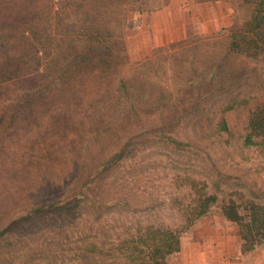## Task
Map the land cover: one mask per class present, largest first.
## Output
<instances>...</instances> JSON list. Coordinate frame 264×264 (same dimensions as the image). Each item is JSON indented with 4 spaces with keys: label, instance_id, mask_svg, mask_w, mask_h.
<instances>
[{
    "label": "rangeland",
    "instance_id": "374dc122",
    "mask_svg": "<svg viewBox=\"0 0 264 264\" xmlns=\"http://www.w3.org/2000/svg\"><path fill=\"white\" fill-rule=\"evenodd\" d=\"M258 1L0 0L9 38L0 58V230L62 202L37 236L15 233L14 258L82 264L80 246L97 235L103 264H121L110 257L119 241L150 224L180 227L197 196L214 195L167 264H264V240L242 253L238 224L222 214L228 202L245 217L264 205V139L244 142L264 101L263 56L227 49ZM86 34L101 48L97 64L80 54ZM76 57L87 63L73 66ZM99 186L100 223L90 214L56 219Z\"/></svg>",
    "mask_w": 264,
    "mask_h": 264
},
{
    "label": "trees",
    "instance_id": "16d2710c",
    "mask_svg": "<svg viewBox=\"0 0 264 264\" xmlns=\"http://www.w3.org/2000/svg\"><path fill=\"white\" fill-rule=\"evenodd\" d=\"M93 34L95 28H92ZM97 35V33L95 34ZM84 47L81 48L80 54L83 57H88L89 61L94 60L101 53V48H94L91 45L90 39H94V35H84ZM8 42L9 38L0 30V58L8 55ZM227 49L230 52L245 54L252 58L262 57L264 62V0H259L255 5L250 19H248L243 26L234 31L231 30L230 41L227 44ZM73 66H84L87 63L85 59H78L76 57L72 61ZM93 64H97L94 62ZM127 89V84L123 78L118 79L117 91ZM221 126L224 130L227 129L226 122L223 119ZM262 136L264 139V101L259 103L253 110H251L248 122L247 133L244 138V142L247 145L255 144L254 138ZM264 141V140H263ZM122 160L120 154L109 160V164L119 162ZM105 169H108L106 167ZM99 183L102 184L108 175L99 174ZM99 194L94 196L93 200L83 199L78 204L77 209L72 213L66 212L64 209H60V212L56 214V219L60 222H64L67 219V214L77 216V218H84V215H92L96 219L97 223L102 221V217L105 212V197L107 193L105 189L99 186ZM214 195H199L195 200V204L189 211L185 212L184 221L180 227L170 228L154 225H146L139 227L135 233H131L125 240L119 241L121 245L114 247V252L110 254L113 260H120L121 264H167V258L169 255L176 253L181 248V234L193 225L194 221L199 217L205 215L210 206L216 201ZM59 205L41 204L36 205L29 209L25 215L19 219L7 224L0 230V255L6 261L5 264L19 263L26 264L25 260L20 261L21 255L14 258L12 254L17 251L16 245L18 239L15 233L24 234L28 239L32 236L35 237L41 231V228H36L41 223L43 218L48 214L57 210L62 204L59 201ZM249 214L247 217L243 216L234 202H228L222 205L223 216L232 222H235L239 226V234L241 239L240 250L242 253L253 250L260 242L264 240V205L251 204L248 208ZM56 220V222H57ZM38 250V249H36ZM105 247L103 242L97 235L93 237L87 245L80 246V257L82 264H103L105 262ZM40 253V251H39ZM34 257L37 256V251L34 252ZM44 260L46 261L45 256Z\"/></svg>",
    "mask_w": 264,
    "mask_h": 264
}]
</instances>
